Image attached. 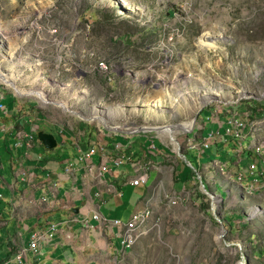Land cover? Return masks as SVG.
<instances>
[{"label":"rangeland","instance_id":"obj_1","mask_svg":"<svg viewBox=\"0 0 264 264\" xmlns=\"http://www.w3.org/2000/svg\"><path fill=\"white\" fill-rule=\"evenodd\" d=\"M0 69L84 117L93 106L105 109L117 129L19 97L0 82V100L29 118L26 132L52 134L55 152L70 132H81L78 141H103L105 133L107 142L152 157L144 158L148 184L123 185V201L146 193L143 208L159 224L114 264H264V186L250 191L237 179L247 151L251 157L262 143L264 154V0H0ZM228 115L245 119L247 138L234 142L239 150L247 145L243 154L228 138L220 144ZM190 122L176 142L158 131L134 132ZM210 131L218 146L199 149ZM178 161L197 167L195 179L173 181ZM133 209L126 207L124 221Z\"/></svg>","mask_w":264,"mask_h":264},{"label":"crops","instance_id":"obj_2","mask_svg":"<svg viewBox=\"0 0 264 264\" xmlns=\"http://www.w3.org/2000/svg\"><path fill=\"white\" fill-rule=\"evenodd\" d=\"M3 100H0V106L6 110H0V150L3 147L8 158L3 163L4 155L0 152V264H12L8 261L21 247L24 249L25 264H114L117 256L123 255L114 245L113 239L119 242L120 239L117 228L110 222H126L127 206L134 205L131 214L145 206L146 193L142 196L136 192L129 193L123 201V185L141 186L129 184L140 174V170L138 172L133 163L127 162L115 168L109 158L97 150L84 163L78 162V158L92 145H107L111 150L115 142H107L110 135L105 133L103 141L97 140V137L78 141L81 132L76 137L70 132L69 138L61 139L59 152H55L57 145L52 150H46L36 140L37 133L30 132L35 135L31 145L28 147L24 142L21 147L15 148L16 134L20 131L28 133L23 125L28 124L29 118H22L15 106L11 108ZM18 117L22 118L21 124L16 122ZM24 119L28 121L24 122ZM17 125L21 129H15ZM2 127L5 131H1ZM61 131L59 135H62ZM3 132L7 133L4 135ZM152 144L156 149L153 141L149 147ZM130 150L122 148V153L132 162L146 165L149 161H144V158L152 159L146 152ZM67 163L75 167L70 175L63 172ZM86 165L95 167L92 175H85ZM101 165L106 166L108 171L96 178V169ZM124 166L125 170H119ZM96 215L107 221L96 220ZM52 224L56 227L52 240L37 254L32 253L28 249L30 235L35 231L42 232Z\"/></svg>","mask_w":264,"mask_h":264},{"label":"built area","instance_id":"obj_3","mask_svg":"<svg viewBox=\"0 0 264 264\" xmlns=\"http://www.w3.org/2000/svg\"><path fill=\"white\" fill-rule=\"evenodd\" d=\"M102 67L105 68L104 64H101ZM1 111H5L0 106ZM193 127L191 128V130ZM204 128H201L203 130ZM1 131H5V129L2 127ZM247 125L245 123V119L239 116L231 115L227 116L225 121L221 124V134L222 136L226 138H232L237 141H242L245 138H247ZM137 132V131H134ZM133 132V133H134ZM216 133L210 131L205 137L202 138L200 148L202 149H208L210 145L215 141ZM17 142L14 144V147H21L22 144L25 142L26 145H31V143L35 140V135L25 133L23 131H20L16 134ZM253 140V139H252ZM252 143V141H251ZM150 148L155 149L153 144L150 146ZM263 144L258 143L253 146V152L252 154L258 158V162L250 161L244 171H240L237 175V179L240 182H243L244 179H246V183L244 188L248 190H253L257 184H262L264 186V154H263ZM109 149V148H108ZM95 150L99 151V153L106 155L107 149L105 150L104 146L98 145V147H94L92 145L89 150L81 155L78 158L79 163H84L85 160L90 159ZM111 155L108 157L110 160V163L113 167L118 168L121 167L124 163H133L132 165L134 167H137L138 172L140 170V174L132 178L129 181V184L132 186H138V185H147L149 182V175L146 174V170H148L149 163L146 165H141L139 162H132L131 158L126 156L124 153H122V148L119 144H113L111 150H109ZM186 161V159H185ZM187 162V161H186ZM188 166H191L190 163H188ZM75 168L74 165L67 163L66 167L63 169L64 174L70 175L72 174V169ZM94 166L93 165H86L85 167V175H92L94 172ZM108 168L106 166L101 165L98 169H96V178L101 177L103 172H107ZM110 171V170H109ZM22 175L25 173L22 171ZM242 186V185H241ZM213 197H218L219 201L218 203L214 204L215 206H219L221 203V198L217 196L216 194H212ZM174 197L166 196V200L168 203L175 205L176 201L173 200ZM211 198V197H210ZM212 199V198H211ZM44 201V200H43ZM213 202V199H212ZM96 220H102L107 221L102 218H100L99 215L95 216ZM152 209H149L148 207H145L143 209L137 210L134 213L131 214L129 219L126 222H122L121 220H113L110 222V225L117 228V236L120 239V246H121V255H126V250L131 249L137 240L147 234L153 227H156L159 224V219L156 218L152 221ZM152 223V224H151ZM222 224V223H220ZM56 230L55 225H50L46 230L39 232L35 231L33 232L29 237V243H28V249L34 253L37 254L40 249L48 244L54 235V232ZM12 264H25L24 261V249L23 247L17 248V250L13 253L11 259L8 261Z\"/></svg>","mask_w":264,"mask_h":264},{"label":"bare ground","instance_id":"obj_4","mask_svg":"<svg viewBox=\"0 0 264 264\" xmlns=\"http://www.w3.org/2000/svg\"><path fill=\"white\" fill-rule=\"evenodd\" d=\"M0 82L2 84H5L7 87L11 88L19 97H32L36 98L40 102L46 105H54L58 108H62L65 110V112L72 114L73 116H76L80 119H87L89 121L94 120V118L98 119V123L105 126L107 129L111 130H117L115 128H111L107 124V117L104 116L106 110L101 109L97 106L94 107V113L91 116L84 117L83 114L79 113L76 110H73L70 108V106L66 102L62 101H53L51 99H48L45 95V92L42 89H33V90H25L20 87L18 84V79L15 75H12L10 73H6L0 69ZM151 109V107H148ZM193 126V123H184L177 126H164V127H154V128H142L144 132L146 131H158L159 133H162L163 135H166L172 142H176L174 139V135L178 132L186 133L187 131L191 130ZM255 214V212H254ZM240 264H245L241 262Z\"/></svg>","mask_w":264,"mask_h":264},{"label":"trees","instance_id":"obj_5","mask_svg":"<svg viewBox=\"0 0 264 264\" xmlns=\"http://www.w3.org/2000/svg\"><path fill=\"white\" fill-rule=\"evenodd\" d=\"M3 102H4V100H3ZM253 102V104L254 105H257L258 103L256 102V101H252ZM261 106L262 107H264V104H261ZM12 107H14V105L13 106H11V108ZM29 109H31L32 110V108H33V106L32 107H28ZM236 109H239V107H235ZM28 109V110H29ZM202 111V110H201ZM201 111L199 112V114L201 113ZM255 111V110H254ZM198 114V115H199ZM22 118L24 117V115H22L21 116ZM249 117H251V115L249 114ZM26 121H28V119H24V122H26ZM24 126V125H23ZM15 129L17 128V130H19V129H21V127H19L18 125L17 126H15L14 127ZM203 132V131H202ZM202 132H201V134H202ZM220 134V137H222L221 139H223V141L221 140V142H220V144H222V146L223 145H226L225 144V139H227L226 137H224V136H222V134L221 133H219ZM36 140H37V137H36ZM217 140H218V138H217ZM217 140H215L212 144L214 145V146H218V142H217ZM228 140H229V142H231L232 143V147H231V150L232 151H235V150H237L238 152H240V150H241V153L243 154L244 152H245V149L247 148V145H243L242 147H241V149L239 150V148L237 147V149H236V146L237 145H235L234 144V142H236L237 140H234V139H232V138H228ZM227 144H229V143H227ZM230 145V144H229ZM157 147V146H156ZM249 147H250V145H249ZM217 151H218V148H217ZM228 152V151H227ZM230 153V152H229ZM250 153L247 151V157H246V159H245V161H247L248 163L250 162V161H255V162H258V158H256L253 154H252V156L250 157ZM241 156V155H240ZM227 156H223V158H226ZM218 160H220V157L218 158ZM189 162V161H188ZM190 163V162H189ZM191 164V163H190ZM238 164L239 163H237V168H238ZM243 165H245V164H243ZM195 170H197V167H194L193 165H191ZM191 179H195V171L192 169V168H190L188 165H186L184 162H180V161H178V164H177V167H175L174 168V170H173V181L175 182V183H178L179 185L181 184V185H184L186 182H188L189 180L191 181Z\"/></svg>","mask_w":264,"mask_h":264},{"label":"water","instance_id":"obj_6","mask_svg":"<svg viewBox=\"0 0 264 264\" xmlns=\"http://www.w3.org/2000/svg\"><path fill=\"white\" fill-rule=\"evenodd\" d=\"M196 118H197V116H196ZM196 118L194 119V121L196 120ZM142 130L143 129H139V131H137V132H140ZM36 137H37V140L42 144V146L46 150H52L57 145L56 140L52 134H48V133H44V132L39 131V132H37Z\"/></svg>","mask_w":264,"mask_h":264}]
</instances>
